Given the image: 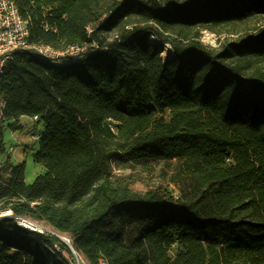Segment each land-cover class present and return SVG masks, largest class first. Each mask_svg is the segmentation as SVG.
I'll use <instances>...</instances> for the list:
<instances>
[{
	"label": "trees",
	"instance_id": "obj_1",
	"mask_svg": "<svg viewBox=\"0 0 264 264\" xmlns=\"http://www.w3.org/2000/svg\"><path fill=\"white\" fill-rule=\"evenodd\" d=\"M12 1L31 43L84 51L66 65L15 54L0 77L2 122L38 116L43 169L28 185L23 164L3 165L0 264H73L16 217L86 264H264V29L221 51L191 32L264 18V0ZM157 166L176 198L115 174Z\"/></svg>",
	"mask_w": 264,
	"mask_h": 264
},
{
	"label": "rangeland",
	"instance_id": "obj_2",
	"mask_svg": "<svg viewBox=\"0 0 264 264\" xmlns=\"http://www.w3.org/2000/svg\"><path fill=\"white\" fill-rule=\"evenodd\" d=\"M169 1L181 2L183 0H159V3L165 4ZM258 29H264V18L254 15L242 19L241 21H236L231 25L224 26L207 24V26L204 27L192 28L191 32L193 33L195 30L199 31L200 41L205 46L221 51L223 47L229 48V44L237 43L244 40L245 36L257 33ZM107 41H110V38H108ZM156 43H158V41ZM161 57L163 59L166 58L163 55V50ZM0 126L4 147V151L0 154V182L7 177L6 169L3 165L10 157L14 161L19 160L20 164L24 165V181L28 185L32 184L35 178L43 172V169L33 163V155L38 148L39 139L33 142L30 140V135L40 134L42 131L41 125H35L32 123L31 118L26 117L19 120L16 125L18 127L16 128H13V121L8 120L0 123ZM9 147H13L15 149L13 154H8L6 152ZM161 168L162 166H157L155 168L156 176L155 174L151 175L150 179H147L145 174L138 173L137 170H120L115 171V174H130V187L134 191H145L147 184L154 183L162 185L163 188L176 198L179 195L178 187L166 184L165 180L162 179V176H160L162 170Z\"/></svg>",
	"mask_w": 264,
	"mask_h": 264
},
{
	"label": "built area",
	"instance_id": "obj_3",
	"mask_svg": "<svg viewBox=\"0 0 264 264\" xmlns=\"http://www.w3.org/2000/svg\"><path fill=\"white\" fill-rule=\"evenodd\" d=\"M30 24V19L21 16L16 4L12 0H0V77L3 74L7 61L10 60L15 54H28L48 64L66 65L71 63L76 56L80 55L84 51V48H79L76 46H70L64 50H56L48 45L31 43L29 41ZM44 29L53 30V26L44 25ZM87 31L91 32V29L88 27ZM155 40L156 39L154 37L149 38L151 43H156L157 41ZM4 108L5 104L0 95V123L3 120ZM31 120L32 123L36 125L38 116H32ZM39 138V134L30 135V140L33 142ZM13 151L14 148L9 147L6 152L11 154ZM8 216H12V214L10 212H3L0 214L1 218ZM15 220L18 226L23 229H28L41 235L49 234L51 236L57 237L68 247L72 253L73 264H86L73 250L67 237H62L45 225L29 221L22 217H16ZM25 221L28 222V226H23L22 222ZM49 249L54 254H60L62 256L64 255V251L61 249L58 243H53ZM99 263L106 264L103 260H100Z\"/></svg>",
	"mask_w": 264,
	"mask_h": 264
},
{
	"label": "bare ground",
	"instance_id": "obj_4",
	"mask_svg": "<svg viewBox=\"0 0 264 264\" xmlns=\"http://www.w3.org/2000/svg\"><path fill=\"white\" fill-rule=\"evenodd\" d=\"M156 41V40H155ZM162 50H163V55H164V57H171L172 56V50H171V48H170V46L169 45H164L163 47H162ZM7 213H9L8 211H7ZM22 224H23V226L25 225V226H28V222H22Z\"/></svg>",
	"mask_w": 264,
	"mask_h": 264
},
{
	"label": "crops",
	"instance_id": "obj_5",
	"mask_svg": "<svg viewBox=\"0 0 264 264\" xmlns=\"http://www.w3.org/2000/svg\"><path fill=\"white\" fill-rule=\"evenodd\" d=\"M22 118H26V117H21L19 120H21ZM27 118H29V117H27ZM30 120V119H29ZM19 122V121H18ZM15 152V149H14V151H13V153ZM13 153H11V154H13ZM17 160H13V159H11L10 157H9V160H8V163L11 165V166H16V165H18V164H20V162H19V160L16 162ZM40 167V166H39Z\"/></svg>",
	"mask_w": 264,
	"mask_h": 264
},
{
	"label": "water",
	"instance_id": "obj_6",
	"mask_svg": "<svg viewBox=\"0 0 264 264\" xmlns=\"http://www.w3.org/2000/svg\"><path fill=\"white\" fill-rule=\"evenodd\" d=\"M171 47V46H170ZM7 212V211H6ZM5 213V212H4ZM11 213V212H10Z\"/></svg>",
	"mask_w": 264,
	"mask_h": 264
}]
</instances>
